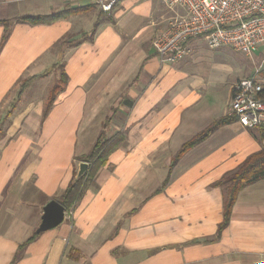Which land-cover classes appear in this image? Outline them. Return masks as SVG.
I'll return each mask as SVG.
<instances>
[{
    "label": "crops",
    "instance_id": "obj_1",
    "mask_svg": "<svg viewBox=\"0 0 264 264\" xmlns=\"http://www.w3.org/2000/svg\"><path fill=\"white\" fill-rule=\"evenodd\" d=\"M171 12L157 0H122L108 14L92 0H0L9 33L2 43L0 24V103L21 79L57 63L67 78L44 117L43 102L26 105L0 138V264H12L44 205L66 190L101 132L122 133L124 141L74 205L72 224L38 235L15 264H264V179L237 194L219 236L223 197L212 188L260 151L256 130L219 127L178 160L162 187L184 143L229 116L222 108L235 84L216 112L200 84H180L176 70L162 71L151 42ZM53 14L64 16L20 21ZM44 56L49 66L30 75Z\"/></svg>",
    "mask_w": 264,
    "mask_h": 264
},
{
    "label": "built area",
    "instance_id": "obj_2",
    "mask_svg": "<svg viewBox=\"0 0 264 264\" xmlns=\"http://www.w3.org/2000/svg\"><path fill=\"white\" fill-rule=\"evenodd\" d=\"M150 1V0H143ZM174 12L153 40L159 63L175 64L191 55L190 40L201 38L209 50L230 48L251 57L264 45V0H157ZM97 9L110 13L122 0H92ZM180 8L182 14L175 13ZM240 78L231 88L228 113L248 131L256 130L260 150L264 149V82L258 77ZM74 207L64 211V220L72 224ZM64 239L65 247L69 244Z\"/></svg>",
    "mask_w": 264,
    "mask_h": 264
},
{
    "label": "trees",
    "instance_id": "obj_3",
    "mask_svg": "<svg viewBox=\"0 0 264 264\" xmlns=\"http://www.w3.org/2000/svg\"><path fill=\"white\" fill-rule=\"evenodd\" d=\"M87 9H92V6L88 7ZM81 8L77 11L80 12ZM63 14H53L49 17H43V16H37V17H24L23 19H20L21 22H26L32 25H38V24H46L51 23L52 21L56 19L62 18ZM1 25H4L5 28V34L2 38V43L7 39L8 34L7 33V23L6 22H0ZM94 31H92L91 36L93 35ZM86 34L82 36V40L85 39ZM59 79L54 83V85L51 87V91L49 92L48 97L43 102L44 108L42 111V117H44L48 111L51 109L52 105L54 104L55 97L58 93L63 91V86L66 83V74H64L63 71V64L59 65ZM51 70V69H50ZM49 73V71H48ZM48 73L41 74L39 77H33L28 80H25L22 82L20 87L17 89L16 96L12 100L11 105L9 107V110L5 112L4 118L8 119V117L11 115L12 110L15 106V102H17L20 97L23 95V92L26 90L24 89L27 84H29L31 81L43 78V76L48 75ZM15 101V102H13ZM1 121V120H0ZM235 122V118L233 116H225L224 118H221L213 123L197 134L196 137L190 139L188 142L184 143V145L175 153V156L171 160L170 166L168 167V173L166 178L163 180L162 187H164L169 180V176L171 173V169L174 167V165L178 162L180 158L184 156V154L189 151L190 149L197 146L199 143L204 141L207 137H209L212 132L217 130L219 127L225 126V124H229ZM10 124V121L8 122V125ZM5 133L0 131V138L4 137ZM124 141V135L122 133H116L111 138H106L105 134L101 132L98 136V138L93 143L94 145L90 149V151L84 156L79 158L80 162H87L88 168L85 172V175L78 180H74L75 175L72 177L69 184L66 186V190L58 197L57 201L60 202L65 210L71 209L74 207V205L80 200L83 193L86 190V186L91 183V181L94 179L95 175L97 174V171L99 167L104 166L108 161V156L113 153L117 148L120 147L122 142ZM264 179V149H261L258 152H255V154L249 156L247 159H245L241 165L237 167V169L228 172L226 175H224L220 180L213 183V187L218 188H225L224 193V199L222 203V211H223V220L219 224L216 236H219L221 232L228 226L230 214H231V208L237 198V194L245 187L250 186L258 182L259 180ZM160 189H157L156 193L159 192ZM135 210H132L128 213V216L132 214ZM38 235L34 232L30 237L24 242V244L20 245L17 251V254H15L14 258L12 259V264H15L19 258V253L21 250H23L28 244H30L34 239H36Z\"/></svg>",
    "mask_w": 264,
    "mask_h": 264
},
{
    "label": "rangeland",
    "instance_id": "obj_4",
    "mask_svg": "<svg viewBox=\"0 0 264 264\" xmlns=\"http://www.w3.org/2000/svg\"><path fill=\"white\" fill-rule=\"evenodd\" d=\"M175 13L182 14L180 10H175ZM171 14L175 15L174 12ZM90 14L85 15V23L88 20ZM203 39L194 38L190 40L191 46L193 48V53L182 59L175 64H164L162 71L170 68L176 70L174 76L180 82V84H187L189 86L193 84H200L198 91L202 94H206L211 98V104L218 108L224 106L223 92L231 84L238 81L240 78L251 77L256 69L260 67L259 78L264 80V45L256 49L251 57H246L243 54L236 53L230 48L223 47L217 50H208L205 46ZM58 46L56 44L53 51L57 50ZM44 56L39 63V66L32 70L30 75L38 74L40 71L46 69L49 65L50 58ZM167 66V67H166ZM59 63L55 64L50 73L43 79L36 80L24 88L23 95L20 99L15 102V106L12 110L11 115L8 119L4 118V114L8 111L12 100L16 96L17 88L20 87L22 82L25 80H20L19 83L13 88V91L0 103V131L6 132L8 122L12 120V116L20 108L26 105L36 106L41 102H44L51 91V87L59 79ZM229 90V87L226 89ZM228 103L222 108L224 114H227ZM108 133H106L107 135ZM180 143V138L176 137L174 139V144ZM162 172L161 168H155L154 174ZM164 170V169H163ZM153 172V170H152ZM142 193V192H141ZM225 188H220L221 197L224 199ZM137 194V190H135ZM142 197V196H141ZM136 204L137 201H136ZM71 226V225H70ZM79 264H87V262L80 261Z\"/></svg>",
    "mask_w": 264,
    "mask_h": 264
},
{
    "label": "water",
    "instance_id": "obj_5",
    "mask_svg": "<svg viewBox=\"0 0 264 264\" xmlns=\"http://www.w3.org/2000/svg\"><path fill=\"white\" fill-rule=\"evenodd\" d=\"M87 168V162H80L78 164L74 180L76 181L79 178L83 177ZM64 211L65 208L60 202H57L55 200L48 201V203L45 204L42 208L40 223L35 229V233L37 235H40L45 233L46 231L58 227V225H60L64 221Z\"/></svg>",
    "mask_w": 264,
    "mask_h": 264
}]
</instances>
